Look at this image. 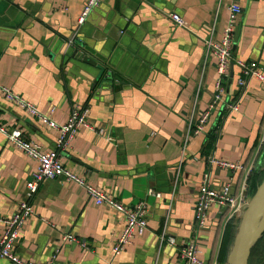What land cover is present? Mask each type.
<instances>
[{"label":"crops","instance_id":"crops-1","mask_svg":"<svg viewBox=\"0 0 264 264\" xmlns=\"http://www.w3.org/2000/svg\"><path fill=\"white\" fill-rule=\"evenodd\" d=\"M86 2L0 0V82L61 126L73 109L88 108L92 129L81 128L61 152V162L125 206L145 203L148 228L115 256L124 215L97 206L84 188L63 179L45 181L30 199L27 184L37 162L0 134V239L4 222L30 201L34 216L16 246L24 260L184 264L182 249L196 241L202 264H219L227 224H237L243 213L230 220L214 206L200 229L195 204L206 173L213 188L230 185L239 195L251 172L264 167V87L252 81L242 93L241 73L232 62L223 101L199 132L219 79L218 61L206 41L221 42L230 6L240 4L234 59L257 62L264 71V0H104L79 25ZM173 13L187 28L175 25ZM73 39L121 83L96 82L102 67L68 57L65 49ZM227 101L238 102V111H226ZM0 124L21 130L46 152L60 136L1 95ZM214 130L216 142L208 149ZM212 157L241 163L245 170L210 165ZM68 235L87 242L89 250L64 243ZM171 237L176 246L168 243ZM0 264L11 263L0 259Z\"/></svg>","mask_w":264,"mask_h":264},{"label":"built area","instance_id":"built-area-1","mask_svg":"<svg viewBox=\"0 0 264 264\" xmlns=\"http://www.w3.org/2000/svg\"><path fill=\"white\" fill-rule=\"evenodd\" d=\"M104 0H87L82 13L79 17L78 24L83 25L93 11L99 8ZM230 13L227 26L224 30L223 38L220 43L214 42L212 38L206 41L208 52L212 53L218 61L219 79L216 85V96L209 106L208 112L205 113L197 128L199 132L204 131L205 125L209 121L212 113H215L217 106L223 101L226 94V82L229 79L230 65L233 62L238 66L241 76L238 81L239 88L243 93L252 81L258 82L264 87V71L257 62H246L234 59V44L236 37V23L242 14L240 4L234 2L230 6ZM171 19L181 28H187L184 19L177 13L171 14ZM0 95L6 100L20 106L29 114L38 117L46 126L59 132V138L56 142L55 149L46 152L42 147L34 142L27 140L21 130L8 129L0 124V134L5 136L10 145L24 153L28 158L37 162L35 172L27 184V196L32 199L40 189V186L48 180L63 179L67 182L74 183L84 188L89 197L97 206H106L125 217V227L121 236L113 248L115 256L120 255L125 248L130 245L136 235L143 236L148 228V209L145 203H139L135 206H125L123 203L110 197L107 193L89 184L84 177H80L66 168L61 162V152L68 150L72 141L77 137L81 128L92 129L88 117V108L73 109L69 121L65 125H58L43 115L37 106L29 102L21 95L15 93L10 88L0 82ZM225 103V102H224ZM224 108L229 113L238 111V102H226ZM264 144V139H263ZM210 165H215L230 172L245 170L241 163H231L227 161L216 160L213 157L209 159ZM211 173H206L203 177L202 186L195 204V219L200 229L207 224L209 211L217 206L220 209H227L228 217L233 220L242 214L250 198L247 197V182L244 183L243 191L239 195H233L231 186L228 185L223 190L215 189L211 186ZM34 216V208L30 201H25L19 205L18 212L12 218L6 220L5 233L0 239V259L7 260L11 264H54V260L48 263H37L22 259L16 252L17 242L25 224ZM64 243H70L89 250L88 243L76 239L72 235L63 237ZM168 243L172 246L178 244L177 239L168 238ZM182 259L184 264H202L200 258V248L196 241H190L182 249Z\"/></svg>","mask_w":264,"mask_h":264},{"label":"water","instance_id":"water-1","mask_svg":"<svg viewBox=\"0 0 264 264\" xmlns=\"http://www.w3.org/2000/svg\"><path fill=\"white\" fill-rule=\"evenodd\" d=\"M66 55L72 57L73 60L83 62L92 67L102 69L99 71V76L96 82H104L110 84L121 83L119 77L109 75L110 72H105L101 60L93 57V53L84 49L74 39L69 41L65 49ZM234 64L231 63V75L233 74ZM227 209H223L225 213ZM264 181L257 189L250 203L243 212L240 228L236 235L235 242L230 249L228 264H249L252 255V250L256 243L264 234Z\"/></svg>","mask_w":264,"mask_h":264},{"label":"trees","instance_id":"trees-1","mask_svg":"<svg viewBox=\"0 0 264 264\" xmlns=\"http://www.w3.org/2000/svg\"><path fill=\"white\" fill-rule=\"evenodd\" d=\"M210 136L211 137L208 143V149H211L214 143L216 142L215 139L217 137V131L214 130ZM263 181H264V167L260 166L255 168L251 172L247 180L248 197L252 198L254 196V194L256 193L259 186L263 183ZM237 230H238V223L234 224V222L232 221L227 224L220 248V254L218 258L219 264H226L228 258L227 256L235 241ZM249 264H264V234L254 246Z\"/></svg>","mask_w":264,"mask_h":264},{"label":"rangeland","instance_id":"rangeland-1","mask_svg":"<svg viewBox=\"0 0 264 264\" xmlns=\"http://www.w3.org/2000/svg\"><path fill=\"white\" fill-rule=\"evenodd\" d=\"M242 218V217H241ZM240 223H241V219L239 220V222H238V230H237V233H238V231H239V228H240ZM237 233H236V235H237ZM236 238V237H235ZM235 242V241H234ZM234 244V243H233ZM233 246V245H232ZM232 248V247H231Z\"/></svg>","mask_w":264,"mask_h":264},{"label":"bare ground","instance_id":"bare-ground-1","mask_svg":"<svg viewBox=\"0 0 264 264\" xmlns=\"http://www.w3.org/2000/svg\"><path fill=\"white\" fill-rule=\"evenodd\" d=\"M262 226H264V221H263V224H262Z\"/></svg>","mask_w":264,"mask_h":264}]
</instances>
